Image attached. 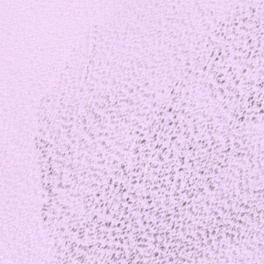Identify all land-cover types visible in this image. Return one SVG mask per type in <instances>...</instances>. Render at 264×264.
<instances>
[{
  "label": "water",
  "instance_id": "obj_1",
  "mask_svg": "<svg viewBox=\"0 0 264 264\" xmlns=\"http://www.w3.org/2000/svg\"><path fill=\"white\" fill-rule=\"evenodd\" d=\"M0 264H264V0H0Z\"/></svg>",
  "mask_w": 264,
  "mask_h": 264
}]
</instances>
